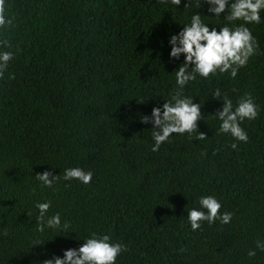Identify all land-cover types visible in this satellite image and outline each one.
Instances as JSON below:
<instances>
[{
	"label": "trees",
	"instance_id": "16d2710c",
	"mask_svg": "<svg viewBox=\"0 0 264 264\" xmlns=\"http://www.w3.org/2000/svg\"><path fill=\"white\" fill-rule=\"evenodd\" d=\"M197 11L224 26L203 0H3L0 50L13 56L0 71V264H43L93 232L125 246L115 264H264V11L234 78L217 71L178 89L183 57L169 59L167 37ZM217 89L233 107L253 98L257 116L239 125L247 142L217 133ZM173 95L200 104L205 138L173 133L153 152L140 118ZM68 167L92 180L38 186L37 173ZM202 195L231 213L227 224L190 229ZM45 200L66 229L37 231Z\"/></svg>",
	"mask_w": 264,
	"mask_h": 264
},
{
	"label": "clouds",
	"instance_id": "9594fccd",
	"mask_svg": "<svg viewBox=\"0 0 264 264\" xmlns=\"http://www.w3.org/2000/svg\"><path fill=\"white\" fill-rule=\"evenodd\" d=\"M181 0H172L180 4ZM207 5L208 15L221 18L224 26L209 27L201 19V13H192L187 23L175 34L167 37L169 45L168 56L170 60L182 62L174 70L175 83L182 89L189 81L197 77L208 78L209 74L225 73L235 77L237 69L243 67L256 50V40L252 36L249 24L261 22V12L264 11V0H203ZM3 0H0L2 9ZM201 7V6H200ZM239 23H234V22ZM4 16L0 15V25H5ZM231 25V26H229ZM218 29V30H217ZM7 46V45H6ZM11 51L0 50V71H3L12 58ZM212 97L222 101L220 109L214 115L219 121L216 129L219 134H229L234 141L247 142L246 132L239 126L245 119L252 120L257 116V108L253 98L245 94L237 100L233 107L232 101L227 96H221L220 90L212 92ZM201 119L200 104L194 103L191 97L173 95L170 100H164L159 107H153L150 115L141 116L143 124H151V151L158 150L170 134L196 133L194 139L201 140L205 136L196 131L197 121ZM233 142L230 147L236 148ZM52 168V167H51ZM58 178L64 181H78L87 185L92 180V172L79 167L64 169L63 176L52 175L51 170H45L35 175L38 186L51 188ZM198 207L187 210V222L190 229L195 231L201 227V222L211 224L214 220L227 224L231 213L222 212L218 215L221 205L212 195H202L197 200ZM37 231L47 229L63 230L68 227L67 222L61 223L60 213L47 215L50 202H36ZM256 247L264 250V243L256 242ZM122 243L111 240L107 234L91 233L83 239V243L76 248L63 250L61 256L53 255L43 261V264H115L119 254L125 251ZM249 256L255 255L249 251Z\"/></svg>",
	"mask_w": 264,
	"mask_h": 264
}]
</instances>
